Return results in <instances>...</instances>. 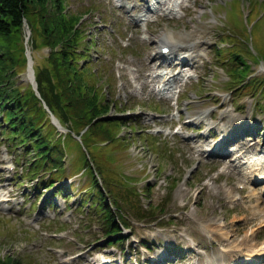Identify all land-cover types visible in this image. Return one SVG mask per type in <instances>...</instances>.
<instances>
[{"label":"rangeland","instance_id":"374dc122","mask_svg":"<svg viewBox=\"0 0 264 264\" xmlns=\"http://www.w3.org/2000/svg\"><path fill=\"white\" fill-rule=\"evenodd\" d=\"M68 1V9L72 11L93 8L83 23L89 33L95 34L99 45L98 50L91 52L97 60L94 68L104 78H110L109 85L103 89L111 108L104 116L109 119L105 125L114 132L121 129L122 134H128L133 124L138 126L135 135L148 134L150 148L139 136L127 141L131 143L128 147L120 146L114 155L106 149L96 154L102 166L122 172L133 183L126 188L122 186L124 193L117 196L129 233H123L127 237L123 245L109 247L107 239L102 240L106 234L103 219L90 212L89 205L84 209L78 207L82 193L75 194L71 188L86 180L85 175L73 173V158L76 169L80 168L83 158L79 138L73 136V142L66 149L62 167L66 179L60 183L52 181L53 188L49 183L42 185L50 176L42 169L38 184L30 178L19 183L16 170H8L9 164L18 167L24 163L25 173L37 155L33 148L17 146L7 138L3 140L1 131L8 129L0 117V196L10 197L4 203L6 207L0 205L1 255H22L21 259L15 257L20 264H150L147 261L153 258L162 259L165 264H212L218 250H229L243 242L264 246L261 227L241 224L245 208L253 209L254 205L245 198L258 193L264 200L261 194L264 185H249L238 168L243 164L239 160L234 165L231 157H206L197 152L198 148L211 145L215 135L219 139L225 135L221 124L227 127V134L239 126L250 125L262 130L264 125V88L260 92L264 84L258 82L244 87L245 77L233 82L231 72L236 63L233 60L221 63L216 55L217 45L225 48L230 44L220 39L234 28L231 21L234 15H242L240 0H169L175 6L173 13L170 10L150 13L147 21L137 26L135 21L139 12L144 11L143 5L155 0ZM243 4L247 6L246 1ZM242 19L239 27L243 25ZM258 31L263 37L262 29ZM166 34L173 36L178 45L174 58L169 60L170 66L162 69L174 78L170 91L158 88L162 83L157 77L163 60L156 56L159 40ZM30 36L31 31L25 28L22 43L27 66L14 79L16 86L31 85L37 93L33 66L41 69L48 66L49 49L32 48ZM238 46L247 50L250 42L244 47ZM183 58L185 65L181 63ZM248 61L251 67L246 75L264 80V62L256 63L250 58ZM113 106L122 110L130 107L131 111H114ZM230 112L238 117L232 118ZM56 128L63 134L69 132L59 121ZM209 131L213 135L205 136ZM150 132L155 135H149ZM263 142L264 130L251 147ZM255 153L254 158L262 157ZM195 166L189 179H183ZM240 185L246 189H240ZM147 186L150 191L146 195L143 190ZM64 187L66 191L62 194ZM49 199L53 205L47 204ZM149 203L157 207L148 209ZM144 211L151 214L144 215ZM209 221L218 227L215 232L204 229ZM53 233H57L54 238ZM97 240L101 241L92 245ZM232 259L236 263L231 264L242 261ZM253 264H264V254Z\"/></svg>","mask_w":264,"mask_h":264},{"label":"trees","instance_id":"16d2710c","mask_svg":"<svg viewBox=\"0 0 264 264\" xmlns=\"http://www.w3.org/2000/svg\"><path fill=\"white\" fill-rule=\"evenodd\" d=\"M248 1L251 10L248 23L254 22L251 32L245 25L241 28L236 26V30L229 31L223 39L236 46L229 49L234 61L238 62L233 73L235 77L244 76L250 68L244 52L238 48L237 31L246 41L250 40L256 51V55L250 50L245 54L255 62L264 60V15L255 21L260 15L261 3ZM68 6V0H0V109L5 113L4 124L10 131L9 136H14L19 145L33 148L36 152L38 158L32 164L36 166L34 171L42 168L52 170V179L62 177L69 142H73L74 135L81 136L84 144L81 145V169L88 175V182L80 189H87L82 202L90 201L91 207L103 214L109 241H115L121 236L113 239L112 235L119 234L120 224L125 222L117 196L124 193L129 182L97 160L100 147L96 142L112 143L110 150L128 147L129 144L127 138L117 137L118 132L105 125L109 119L104 116L111 108L103 97L100 85L103 76L99 70H94L95 62L90 54L92 49L98 50L99 45L87 33L86 24L82 22L90 8L72 11ZM25 22L31 31L29 43L32 48L42 46L49 49L46 57L48 66L43 69L33 66L40 96L31 85L26 88L16 86L14 79L27 66L22 43ZM261 29L263 37L258 31ZM225 52L226 49L219 50L221 55ZM49 113L69 132H59ZM48 162L51 165H47ZM71 189L74 190L75 186ZM149 208L154 210L152 205ZM144 214L151 213L144 211ZM21 256H0V264H20L15 257L21 259Z\"/></svg>","mask_w":264,"mask_h":264},{"label":"bare ground","instance_id":"6f19581e","mask_svg":"<svg viewBox=\"0 0 264 264\" xmlns=\"http://www.w3.org/2000/svg\"><path fill=\"white\" fill-rule=\"evenodd\" d=\"M173 36L166 34L161 38V43L168 42V43H173ZM165 45V44H164ZM165 79L169 80L170 77L166 76ZM250 159H247V163H249ZM260 168H262V173L264 175V166H261L259 163H250L248 164V167H246L244 171V175L248 177V175H251L252 173H255V170L258 171ZM255 175V174H254ZM253 175V177H254ZM248 202L254 203L253 209L245 208L246 215L244 216L241 224L244 227L250 226V225H256V227H261L260 231L264 230V201L260 198V196H253L249 195L248 197L245 198ZM218 228L215 226V223L212 221L207 222L204 224V229L207 230L208 232H214ZM243 245L246 243L243 242ZM247 248L246 250H243L239 247H235L229 252H223L221 251L217 256L218 259L214 260L212 264H231L232 262L236 263V260H233L232 258H245V252L252 254L253 258L248 259L252 261L254 257L260 256L261 251L257 253L256 247H250Z\"/></svg>","mask_w":264,"mask_h":264},{"label":"water","instance_id":"95a60500","mask_svg":"<svg viewBox=\"0 0 264 264\" xmlns=\"http://www.w3.org/2000/svg\"><path fill=\"white\" fill-rule=\"evenodd\" d=\"M25 27H26V28H28V25H27V23H25ZM29 61H31V60H29ZM29 65H30V62H29ZM30 67H31V66H30Z\"/></svg>","mask_w":264,"mask_h":264}]
</instances>
